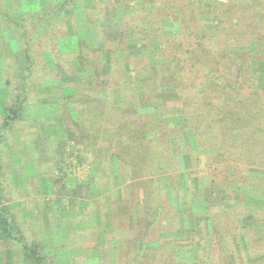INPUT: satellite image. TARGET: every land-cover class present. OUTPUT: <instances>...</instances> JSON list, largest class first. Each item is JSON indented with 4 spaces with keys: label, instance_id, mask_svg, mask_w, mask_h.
Masks as SVG:
<instances>
[{
    "label": "rangeland",
    "instance_id": "374dc122",
    "mask_svg": "<svg viewBox=\"0 0 264 264\" xmlns=\"http://www.w3.org/2000/svg\"><path fill=\"white\" fill-rule=\"evenodd\" d=\"M32 1L34 0H0V11L3 16L23 22V17L32 13L27 12ZM97 1L81 0V5L78 4L80 7L76 11V17H79L82 27H88L87 13L83 10V5L94 6ZM144 1L137 0L134 7L148 8ZM152 1L149 2V9L157 2ZM191 2H196L195 8L201 24H208L212 32L220 31L213 15H204V10L199 12L203 8L200 0ZM191 2L177 1L186 9L192 6ZM4 18H0V128L2 127L3 135V141L0 140V162L3 172L9 178L2 182V206L16 221L19 235L28 244L42 247V255L46 256L49 264H131L141 254L148 256L147 251L154 255V250L157 246L160 249V244L165 246L159 251L167 253L169 249L172 250V246H167L169 241L186 243L189 236L192 239L203 237L201 240L205 248L197 250L195 254L184 250L186 254L183 255L180 251L179 255L182 256L178 255V264H195V259L199 258L219 263V258L223 257L229 258L231 264H236L232 259L242 253V248L235 243L239 242L238 236L242 235L245 225H251L257 233L256 237L263 238L264 233L259 224H264V211L258 210L259 205L255 201L264 199V196L255 188L243 187L245 184L241 181L244 179L241 178L250 175L262 179L264 169L250 168L248 171L236 161L233 163L243 170L233 171L214 163L213 150H186L191 125L183 117L182 103L178 99H187L186 95L194 93V89L196 91L205 82V78L188 74V67L179 71L176 78L181 81L183 79L188 84V90L185 93L181 91L179 97L169 90H153L158 87L156 84L152 87V82L150 83L153 75L135 78L131 70L125 69L129 71L128 77L122 78L119 64L128 57L125 50L129 46L130 52L135 55L141 51L142 38L133 37L123 49L113 47L102 52L110 61L113 59L114 68L110 70L108 79L106 78L107 84H102L90 95V105H105L97 116H90L87 109L81 107L82 103L78 98L76 99L80 103L74 101L68 106H63L60 102L51 103L46 97L47 89L38 86L49 80L56 92V89L66 83L64 80L72 81L70 76L55 72L58 68L53 66L56 63L51 66L53 61H48L53 74L46 76L42 72L46 50L53 49L51 32L50 36L39 39L36 47L34 46L37 64L31 77V97L23 116L10 127H3L7 115L4 106L12 103L11 97L7 100V88L9 86L12 95L17 94L25 68L21 33L13 29L12 24ZM61 18L54 21L60 22ZM157 18L160 27L149 35V40L157 36L163 38L156 50H160V47L162 49L169 40L172 42L170 48L173 53H176V45L183 46L181 51L189 50V46L197 39L196 34L190 35L186 30H179V24L164 19L161 15ZM130 19L137 22L140 16ZM209 19L210 23L207 22ZM149 21H145V28L153 25L152 19ZM88 30L90 31V27ZM92 42L95 47L103 45L99 41L95 43L91 38L90 43ZM144 44L143 42L142 46ZM114 49H117L116 53H112ZM154 49L150 48V52L152 50L153 53ZM152 53L150 54L153 55ZM244 55L245 52H241L239 56L245 58ZM131 61L135 63V60ZM183 65L185 64H180L181 67ZM189 79L191 80L188 82ZM151 91L154 93H151L150 98L148 93ZM55 92L51 93V97L56 99L58 95ZM155 93L157 96L154 99ZM204 99L208 103H217L214 95L205 96ZM126 123L130 126L126 128L128 133L123 140L129 137L134 140L146 137L152 139L162 136L164 132L163 139L169 143L163 144L159 150L164 153L165 163L148 165L153 170L150 172V168L144 175L152 176L144 180L147 183L145 189L140 188L141 191H138L141 187L138 179H133L132 173L125 171L122 164L117 163L112 170L102 163L104 158L116 153L119 137H114V132ZM159 124L160 131L157 133ZM45 126L49 129L46 130ZM85 140L91 141L94 150L88 156L85 152L89 147ZM100 149L103 150L102 154H99ZM168 163L172 166H167ZM90 181H93L92 187ZM79 186L80 195L71 196V190H78ZM158 191L162 192L160 199H163V208L160 209L158 222L152 229L148 222L156 217L151 215V211ZM254 198L257 200L254 201ZM146 202L153 207L149 209L145 206ZM247 205L257 207L255 217L248 216ZM258 214L263 216L258 217ZM191 219L195 221V225L191 226ZM197 223L203 229L198 228ZM223 224L230 225L233 242L224 243ZM198 229L203 232H198ZM191 231L194 235H189ZM0 236L3 237L2 228ZM196 239L194 245L198 243ZM143 243H147V248L154 246L150 250H143ZM19 247H14L0 238V252L12 264H18L24 257V251L19 253ZM170 250L169 254H172ZM258 251L260 252L259 249Z\"/></svg>",
    "mask_w": 264,
    "mask_h": 264
},
{
    "label": "trees",
    "instance_id": "16d2710c",
    "mask_svg": "<svg viewBox=\"0 0 264 264\" xmlns=\"http://www.w3.org/2000/svg\"><path fill=\"white\" fill-rule=\"evenodd\" d=\"M80 1L34 0L30 2L29 11H27L32 13L27 14V17L24 16L23 22L3 16L0 11V18L5 17L4 19L12 24L13 29L20 31L24 43L21 51L25 59V68L22 71L21 84L16 91L17 94L12 95L9 86L7 88V100L11 97L12 103L7 107L4 106L7 115L3 127H10L15 120L23 116V111L28 106L26 104L29 103L32 93L30 91L31 77L37 64L34 46L36 47L39 39L43 40L44 37L50 36L51 32L53 34V49L46 50L42 72L46 73V76L53 74L52 67L48 64V61H53L52 64L50 63L51 66L56 63L53 66L58 68L55 72L60 75L63 73L66 77L72 78L71 82L64 80L66 83H63L61 88L56 89V92L52 89L49 80L42 82L38 86L47 89L48 92L47 96L42 95L46 96L49 102H56L57 104L60 102L63 103V106H68L74 101L79 102L76 99L78 98L82 103L81 107L87 109L90 116H97L101 107L105 105L104 103L101 106L98 104L99 107L90 105V95L102 84H107L106 78L108 79L110 70L114 68L113 59L110 61L106 55H102V52L113 47L123 49L127 43H130V40L140 37L142 43H140L141 51L139 54H132L128 46L125 50L128 57L126 60L120 61L122 78L128 77L129 71H125V69L131 70L135 78L141 75H153L154 78L158 79V82H156V78L154 81V78L150 81L152 87L155 84L158 86L153 90H169L177 97L180 96L181 91L185 93L188 90V84L185 83V80L182 79L181 81L176 78L179 71L188 67V74H197V78L200 75L205 78V82H202L196 91L194 89V93L186 95L187 99L181 100L180 97L178 99V102L182 103V115L191 125L188 136L189 144L186 150L187 148L191 151L196 150V148L199 151L213 150L214 163L222 165V168L233 169V171L242 169L233 163L236 161H239L243 165V169L248 171L250 168L264 169V0H200L203 8H198L199 12L204 10V15H213L214 19L217 20L216 25L220 28V31L216 32H212L208 24H201L199 13L197 16V9L195 8L196 2H191L193 0H190L192 6L188 9L177 3L178 0H145L148 8L143 6V8H135L134 4H137L135 3L137 0H98L94 6L83 5L82 7L87 13L89 31L88 27H82V22L79 17H76ZM150 1L153 3L157 1L151 6V9H149ZM142 12H146L145 15H142ZM158 15L164 19H170L177 25L179 24V30H186L190 35L196 34L197 39L189 46V50L181 51L183 46L176 45V53H173L170 48L172 45L170 40L162 46V49L160 47L161 52L159 49L156 50L157 45L163 42V38L157 36L149 40L151 38L149 35L160 27L157 21ZM139 16L140 20L137 22L130 19V17ZM60 17H62L60 22L54 21ZM149 19H152L153 25L150 28H145L144 23ZM210 21L211 19L207 22L210 23ZM91 38L95 43L99 41L103 45L95 47L93 42L90 43ZM143 42L145 43L144 46H142ZM150 48H155L153 53L152 50L150 52ZM117 49H114L112 53H116ZM241 52H245V58L239 56ZM131 60H135V63ZM131 63L134 64L133 68ZM180 64L185 65L181 67ZM133 88L137 89V86ZM143 89L145 94V88ZM53 92L58 95L56 99L54 96L51 97ZM151 93L154 92L148 93L150 98ZM208 95H214L217 103H208L204 99ZM156 96L155 93L153 98L155 99ZM196 108L197 110H194ZM122 126L114 132V137H119L116 153L104 158L102 163L112 170L115 169L117 163L122 164L125 171L129 170L132 173L133 179H138V184H141L138 191H141L140 188L145 189L144 186L147 183L144 180L152 176L144 175L151 168L148 165L159 162L165 163L164 153L159 152V150L163 144L168 145L169 143L163 139L164 132L162 136L159 135V137L152 139L146 137L134 140L129 137L127 140H123L124 137H127L125 136L128 133L126 128L130 125L126 123ZM158 126L157 133H159L161 125ZM1 128L0 140L3 141ZM45 129L49 128L45 126ZM93 130L96 132L95 129ZM85 142H87L86 146L89 147L86 151L89 154L85 152L88 156L94 150L91 147V141L85 140ZM100 152L99 154H102L103 150L100 149ZM168 154L170 155V151ZM171 163H168L167 166H172ZM151 170L153 169L151 168L150 172ZM233 174L235 175V172ZM8 178L3 172V165L0 162V228H2L3 233V237L0 236V238L14 247L20 246L19 253L24 251V257L18 264H49L46 256L42 255V247L38 244H28L19 235L16 221L2 206V182L7 181ZM241 179H244L241 181L245 184L243 187L255 188L264 196V178L259 179L249 175L247 178ZM90 182H92L90 186L93 185V181ZM83 186L86 185L83 183ZM91 187L90 190H93ZM80 189L79 186L78 190H71V196L80 195V193L78 194ZM159 189L162 190V188ZM161 193L158 191L154 207L149 206L147 202L145 204L149 209L153 207L151 215L156 216L148 222L149 228L152 227V229L158 222L160 209L163 208V199H160ZM255 200L257 198H254ZM255 202L259 205L258 210L264 211V199H258ZM247 207L248 216L255 217L257 207L253 205H247ZM147 214L149 215V211ZM189 215L191 216V213ZM24 216L27 215L24 213ZM262 216L258 214V217ZM194 223L195 221L191 219V226L195 225ZM259 226L264 233V224H259ZM197 227L203 229L200 223H197ZM201 229L197 231L202 233ZM223 231L225 233L224 243L233 242L230 225L223 224ZM242 231V235L238 236L239 242L235 243L242 248V253L235 255V259L232 261H235L236 264H264V236L257 238V233L251 225H245ZM189 235L194 234L191 231ZM195 239L189 236L186 243L175 240L169 241L166 244L169 247L172 246L173 251L169 249L172 254H169V250L167 253L160 252L159 250L165 246L160 244V249L157 246L154 255H150L147 251L146 254L149 259L148 256L141 254L133 259L131 264H178L177 260L179 256H182L179 255L180 251L183 255L186 252L195 254L197 250L200 251L201 248H205L203 240H201L203 237L196 239L198 246L194 245ZM215 239L213 238V240ZM153 246L147 248V243H143L142 248L143 250H150ZM195 260V264L197 261L198 264H231L227 257L219 258V263L208 262L200 258ZM0 264H12L6 260L2 251L0 252Z\"/></svg>",
    "mask_w": 264,
    "mask_h": 264
}]
</instances>
